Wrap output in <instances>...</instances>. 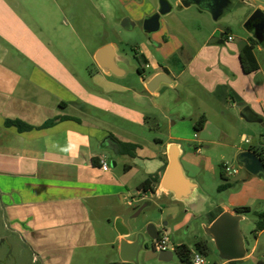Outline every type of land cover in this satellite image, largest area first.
Masks as SVG:
<instances>
[{"label": "crops", "instance_id": "0c3cea01", "mask_svg": "<svg viewBox=\"0 0 264 264\" xmlns=\"http://www.w3.org/2000/svg\"><path fill=\"white\" fill-rule=\"evenodd\" d=\"M159 1L172 6V14L182 0L175 4L158 0V5L147 0L136 18L143 23L158 11ZM59 4L0 0V221L7 232L0 243L7 245L12 264H97L100 257L107 258L101 249L121 240L114 221L123 218L126 208L147 200L151 193L146 196L139 188L152 176H160L161 181L168 147L174 144L157 140L154 148L145 146L132 134L133 127L146 128L154 119L171 130L183 125L195 129L205 116L202 134L196 137L199 153L201 146L220 145L230 149L232 157L259 148L264 140L261 136L255 141L264 128V65L258 57L264 40L258 42L254 31L246 29L244 37H237L234 22L227 18L233 15L244 26L255 11L251 3L247 15L235 3L225 9L218 20L227 18L222 26L209 25L207 2L203 9H176L185 13L176 26L164 20L170 14L162 17L160 30L147 35L149 46L166 64L152 63V50L136 52L137 85L123 82L127 71L122 66L120 77L104 73L98 65L89 79L81 76L59 45L64 40L60 25H67L57 14ZM52 6L57 10L54 14ZM196 15L209 28L204 41L197 39L202 25L193 27V35L182 32L185 18ZM249 53L257 70L245 73L241 56ZM150 66L154 72L147 75ZM160 73L167 74L171 84L151 94L144 80ZM8 120L34 129L21 133L7 127ZM52 120V126L43 127ZM230 128L237 131L241 143L250 140L244 143L247 149L237 145ZM211 131L221 133L219 142ZM116 141L139 145L137 157L118 155ZM110 151L130 162L114 161L115 167L110 166L106 157ZM102 158L109 164L106 169L100 166ZM217 209L236 212L225 206ZM98 224H104V234Z\"/></svg>", "mask_w": 264, "mask_h": 264}, {"label": "rangeland", "instance_id": "374dc122", "mask_svg": "<svg viewBox=\"0 0 264 264\" xmlns=\"http://www.w3.org/2000/svg\"><path fill=\"white\" fill-rule=\"evenodd\" d=\"M58 1L60 12L52 6L51 13L59 14L63 21L67 23L66 27H61L60 34L63 41L59 45L65 52L68 60H71L77 71L82 77L88 78L90 74H94L97 70L95 62V54L93 52L104 44L111 45L114 43L117 47L119 56H122L123 62L120 64L127 71V75L123 82L126 84H139L137 68L140 67L139 61L135 59L136 52L147 48L152 50L154 59L150 58L151 62L157 65H165L166 60L158 53L154 47L149 46V35L143 29V23L138 20L136 13L139 12L142 6H146L147 0H56ZM149 1V0H148ZM153 4L158 5V0H151ZM175 4L176 0H170ZM160 2V1H159ZM251 3L256 10H261L264 13V0H247L244 3ZM236 8H241L240 12L243 15L249 14L252 9L238 1H235ZM258 7V8H257ZM195 8V7H192ZM189 10V9H188ZM190 12H195V9H190ZM193 10V11H192ZM188 12V11H186ZM182 14L176 11L164 18L171 26L178 25ZM125 18H129L136 24L133 30H125L122 28V22ZM234 22L233 33L237 37L245 36V28L239 23V18H234L233 15L227 17ZM226 19L220 21H210L209 25L222 26ZM186 25L182 32L185 35H193L194 29L198 24L202 25L203 31L197 36L200 41H204L209 28L203 22L201 17L188 16L186 17ZM59 23H61L59 21ZM205 25V27H204ZM169 37V36H168ZM239 42V41H238ZM261 63L264 65V51L258 53ZM154 72L153 67L146 69L147 75ZM132 134L139 137L141 143L145 146L154 148L155 141L171 142L180 145L184 152L181 157V164L188 178H193L200 184L197 197L191 204L177 202L171 195H155L149 194L147 200L141 203L134 204L126 208L122 219L123 224L130 230L128 240L134 241L137 236L143 235L145 244L149 249L153 248V241L148 236L147 230L150 225H154L161 235L166 234L170 239V248L173 249V259L170 262H163L159 259L146 260L145 254H141L139 264H182L174 251V248L180 245L188 246L195 252L197 242L203 240L205 235L204 228L209 225L208 214L215 211L218 207L225 206L230 210L237 211L243 208H249L250 212L243 214L244 220L240 224L241 234L247 250V260L240 264H264V231L258 232L256 227L258 222V214L264 213V180H261L243 169H239L238 176L231 177L229 183L232 187L219 191V187L224 183L221 179V165L228 164L233 167H238L236 156L232 157L230 149L213 145L208 148L201 146V153L198 147L196 137L202 133L194 128H188L187 125L178 126L171 130L164 122L156 123L154 119L146 128L133 127ZM232 138L241 149H247L249 145L240 142L239 135L234 128H230ZM212 132V131H211ZM218 142L221 139V133L211 134ZM264 136V128L256 133V140ZM231 142V140H230ZM106 157L110 162V166L114 161L121 162L130 159L121 158L114 152L106 153ZM232 157V158H231ZM122 166V164H120ZM145 204H149L141 212H139ZM116 220L114 221L115 225ZM99 225V224H98ZM104 226V224H103ZM102 224L98 226L101 234L105 233V228ZM104 232V233H103ZM110 234V233H109ZM112 234V233H111ZM7 236L2 222L0 221V237ZM108 239V238H107ZM111 241L114 235L110 236ZM106 242V240H102ZM110 241V240H109ZM119 246L120 242H114L113 246L101 249V253H108L106 259L100 257L97 264H106L107 261H119ZM205 256L210 264H224L218 255L214 253L213 246ZM10 251L7 250V245L0 243V261L2 264H12L14 260L9 258Z\"/></svg>", "mask_w": 264, "mask_h": 264}, {"label": "water", "instance_id": "95a60500", "mask_svg": "<svg viewBox=\"0 0 264 264\" xmlns=\"http://www.w3.org/2000/svg\"><path fill=\"white\" fill-rule=\"evenodd\" d=\"M235 1L248 6L247 3L241 0H182L176 6V9H188L191 6L203 9V3L207 2L208 8L206 11L217 22L224 10L233 5ZM172 10V6L165 1H161L158 11L144 19L143 29L145 33L150 35L158 32L162 17L170 14ZM121 26L125 30H132L135 23L129 18H125ZM244 28L248 31H254L257 41L262 42L264 40V13L259 9L254 11L246 21ZM94 59L104 73L117 77L123 75L124 70L120 67L123 58L117 54L113 45H107L98 50ZM144 84L149 93L155 94L162 85H170L171 80L167 74L160 73L147 82L144 80ZM182 153L178 144H171L168 147V164L158 186V194H170L175 201L188 205L195 201L200 187L194 180L186 176L181 164ZM235 160L238 168L264 180V163L257 153L252 150L241 151ZM115 165V163H112V167H115ZM148 205L145 204L139 212ZM243 220L244 216L237 212L225 211L204 228L205 235L212 241L214 252L224 264H240L247 260V250L240 230V224ZM115 230L121 237L119 246L121 263L139 264L142 253L145 254L147 261L159 259L163 262H170L173 259L174 253L172 250L157 252L154 247L149 249L145 244L143 235L137 236L134 241L128 240L130 230L120 218L116 219ZM147 233L152 241L159 238V232L154 225L148 227Z\"/></svg>", "mask_w": 264, "mask_h": 264}, {"label": "trees", "instance_id": "16d2710c", "mask_svg": "<svg viewBox=\"0 0 264 264\" xmlns=\"http://www.w3.org/2000/svg\"><path fill=\"white\" fill-rule=\"evenodd\" d=\"M247 57H249V58H247ZM241 60H242V65H243L245 73H251V72L257 70L255 62H254L252 56L250 55V53L247 54L246 57L244 55H242L241 56ZM250 62H252V65L250 64ZM138 73L142 74L140 69H138ZM66 119H69V118H66ZM54 123H55L54 120L48 121L47 123L44 124L43 127L44 128L50 127ZM205 123H206V117L202 116L198 120V122H197V124L195 126V130L196 131L201 130L204 127ZM6 126L7 127H15L21 133L34 129L32 126H29V125H27V124H25V123H23L21 121H17V120L16 121L8 120L6 122ZM139 148H140L139 145L133 144V143H126V142L116 141V144H115V150H116V153L118 155L129 156L131 158H136L137 157V151H138ZM252 151L257 153L258 155H260V157L262 158L263 163H264L263 154L260 153L258 151V149H252ZM165 165H167V159L165 160ZM130 168H131V166H129V165L125 166L126 170H129ZM221 169H222V165H221V168H220V175H221V179L224 181V183L219 187V191L220 192H222L224 190H227V189L232 187V184L229 183V179L225 178L224 173H223V171ZM159 184H160V176H152V177L148 178L140 186L139 189H140V191H143V192L152 191L153 193H155L156 186H159ZM236 212L238 214H240V215H243V214L249 213L250 209L249 208H243V209L237 210ZM222 213H223L222 209H216L215 211L210 212L208 214L209 224H211ZM263 231H264V213H259L258 214V222H257L256 232H255L256 234L255 235L257 236L258 232L261 233ZM195 250L197 252L203 254V255H206L209 252V249L207 248L205 243H203L202 241H199V242L196 243ZM174 251L176 252V254H177V256H178V258H179V260H180V262L182 264H193L192 263V258H191L193 251L188 246H186V245L177 246V247L174 248ZM112 264H126V263L118 262V263H112Z\"/></svg>", "mask_w": 264, "mask_h": 264}, {"label": "built area", "instance_id": "2783aa9c", "mask_svg": "<svg viewBox=\"0 0 264 264\" xmlns=\"http://www.w3.org/2000/svg\"><path fill=\"white\" fill-rule=\"evenodd\" d=\"M241 1H245V0H241ZM228 40L232 41L233 38L229 37ZM243 142L246 143V144H249L250 140L247 139V138H244ZM257 149L264 156V140H263L262 145L259 148H257ZM197 151L199 152V149H197ZM100 166H101L102 169H106V168L109 167V164L107 163V161L104 158H102V159H100ZM239 169L240 168L233 167V166L228 165V164L222 165V171L225 174V176L228 177V178L238 176L239 173H240ZM154 248H155V250L157 252L173 250V249H169L170 248V239H169V237L166 234L160 236L158 241L155 242V247ZM191 258H192V263L193 264H210L208 262L206 256L201 254V253H199V252H197V251L192 253Z\"/></svg>", "mask_w": 264, "mask_h": 264}, {"label": "flooded vegetation", "instance_id": "af4514ba", "mask_svg": "<svg viewBox=\"0 0 264 264\" xmlns=\"http://www.w3.org/2000/svg\"><path fill=\"white\" fill-rule=\"evenodd\" d=\"M143 192V191H142ZM144 193V195H146L147 196V193H152V194H155L156 195V191H155V193H153L152 191H147V192H143ZM159 238H160V233H159ZM158 238V239H159ZM158 239L156 240V241H158ZM156 241H153V247H155V242ZM203 243H205V245L207 246V248L209 249V252H212V249L210 250V248H211V246H213V244H212V241H211V239L210 238H208V237H206V238H204L203 240H201ZM214 249V248H213ZM215 253V252H214Z\"/></svg>", "mask_w": 264, "mask_h": 264}]
</instances>
